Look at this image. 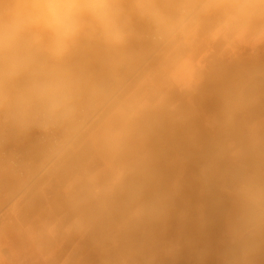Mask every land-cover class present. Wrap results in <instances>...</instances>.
<instances>
[{
  "label": "crops",
  "instance_id": "0c3cea01",
  "mask_svg": "<svg viewBox=\"0 0 264 264\" xmlns=\"http://www.w3.org/2000/svg\"><path fill=\"white\" fill-rule=\"evenodd\" d=\"M223 19L184 38L190 69L167 48L137 74L134 23L123 46L83 42L84 95L126 89L36 182L0 170V264H264V210L246 199L264 189V37L213 35ZM32 136L18 145L36 175L49 155Z\"/></svg>",
  "mask_w": 264,
  "mask_h": 264
},
{
  "label": "clouds",
  "instance_id": "9594fccd",
  "mask_svg": "<svg viewBox=\"0 0 264 264\" xmlns=\"http://www.w3.org/2000/svg\"><path fill=\"white\" fill-rule=\"evenodd\" d=\"M0 110L13 125L49 133L69 143L79 129L86 74L76 56L88 37L109 48L133 35L132 17L145 21L151 42L177 51L179 64L191 68L183 46L202 18L215 7L224 19L213 35L264 37V0H0ZM194 75V73H193ZM250 209L264 210V189L247 194Z\"/></svg>",
  "mask_w": 264,
  "mask_h": 264
},
{
  "label": "rangeland",
  "instance_id": "374dc122",
  "mask_svg": "<svg viewBox=\"0 0 264 264\" xmlns=\"http://www.w3.org/2000/svg\"><path fill=\"white\" fill-rule=\"evenodd\" d=\"M211 2V0H210ZM129 7H131V0H129ZM2 8V6L0 7ZM132 23H134V25L136 26V37L137 40L140 44L146 45L149 48L148 54L146 56L143 57V59L140 61V65L138 67V70L136 71L137 74H142V73H147L148 70H150V68H152L153 64L157 63L158 61H160L164 54H165V48H159L157 47V45L153 44L151 41L146 40L145 38H143L142 36V29H143V20H140L138 17H136L135 15H133L132 17ZM91 42H95L93 40H90ZM157 67V65H156ZM127 83H124L122 86H120L115 92H113L111 94V96L107 99H103L100 97H96L93 95H84L83 98V107L86 109V113H88L91 116L90 121H88L84 126H79L78 131L76 132L77 134L75 135V139L74 141L71 143V145L69 146L72 147L79 139H81L85 134H87L92 126L100 119V117L104 114V112L107 110V108L111 105L110 102L115 103L118 102L120 100L119 97H117L116 95L120 93V91L122 89H126ZM123 93V92H122ZM116 96V97H115ZM0 121L6 123L7 126H5V128L0 131V135H6L9 139V141L11 143H25V141L27 140L28 135L32 136L35 143H37L38 145H40V147H42L41 144H39V142L37 141V139L35 138L33 132H32V128L31 129H26V128H22L20 126H16L13 125L11 123V121H9L6 118V114L4 112V117L0 118ZM24 148V147H23ZM26 149V148H25ZM27 151V156L31 159L32 164L30 166V170L27 176L22 177L20 175H18L17 173L13 172L8 163L3 160L0 157V170L4 169L6 171L7 175H14L17 176L21 179H30V183H34L36 182L37 178L40 177L42 174L44 175L45 172H47V169L49 167H52L62 156V154L54 159V160H49V158L45 161L42 162L40 164L41 167H39V171L36 173V175H33V165L35 164V162H37L36 158H34L33 156H31V154L28 153ZM0 186H1V195H0V202L2 201V199L4 198V192H5V185L0 182Z\"/></svg>",
  "mask_w": 264,
  "mask_h": 264
},
{
  "label": "built area",
  "instance_id": "2783aa9c",
  "mask_svg": "<svg viewBox=\"0 0 264 264\" xmlns=\"http://www.w3.org/2000/svg\"><path fill=\"white\" fill-rule=\"evenodd\" d=\"M165 3L168 0H164ZM143 29H142V36L151 41V30L149 25L143 21ZM159 47V46H157ZM160 48V47H159ZM91 116L86 113V109L83 107V114L80 121L81 126H84L88 121H90ZM32 132L39 142L42 145V148H45L49 155V160H54L58 158L75 139V134L73 139L64 144L62 147L55 148L54 146L58 141H62L64 139V134L59 131L44 133L39 131L38 129L32 128ZM0 157L5 160L10 169L17 173L18 175L25 177L28 175L30 166L32 164L31 159L27 156V151L25 148L19 146L16 143H11L6 135H0ZM1 186H0V195H1Z\"/></svg>",
  "mask_w": 264,
  "mask_h": 264
},
{
  "label": "bare ground",
  "instance_id": "6f19581e",
  "mask_svg": "<svg viewBox=\"0 0 264 264\" xmlns=\"http://www.w3.org/2000/svg\"><path fill=\"white\" fill-rule=\"evenodd\" d=\"M2 5H0V7H1ZM144 38V37H143ZM172 145V144H171ZM176 149V148H175ZM183 155V154H182ZM195 161V160H194ZM222 162V161H221ZM222 164V163H221ZM220 164V165H221ZM226 165V164H225ZM185 168V167H184ZM222 169V168H221ZM212 173V172H211ZM263 174V173H262ZM264 175V174H263ZM225 176V175H224ZM186 183V182H185ZM178 184V183H177ZM188 184V183H187ZM261 187V186H260ZM191 188H193V187H191ZM184 189V188H183ZM190 189V188H189ZM187 191V190H186ZM185 192V191H184ZM166 193V192H165ZM188 193V192H187ZM205 194V193H204ZM183 195H181V197H182ZM187 196H188V194H187ZM113 197V196H112ZM162 199V198H161ZM183 199H184V197H183ZM191 199V198H190ZM201 199H202V197H201ZM185 201V200H184ZM162 202V201H161ZM189 202H190V200H189ZM192 202H193V200H192ZM165 203V202H164ZM199 203V202H198ZM203 203V202H202ZM169 204H172V203H169ZM164 205V204H163ZM174 204H172L171 206H173ZM195 207V206H194ZM167 208V207H166ZM168 208H171V207H168ZM175 208H176V206H175ZM202 208V207H201ZM172 209H174V207L172 208ZM176 212H178V211H176ZM181 212V211H180ZM198 213V212H197ZM135 214V213H134ZM168 214H169V212H168ZM174 214V213H173ZM197 215V214H196ZM133 216V215H132ZM178 216H180V215H178ZM169 217V216H168ZM172 219V218H171ZM170 219V220H171ZM174 219V218H173ZM188 219V218H187ZM199 219V218H198ZM169 220V219H168ZM175 220V222H176V219H174ZM193 220V219H192ZM196 221V220H195ZM178 222V221H177ZM168 223H169V221H168ZM174 223V222H173ZM191 223V222H190ZM186 224V223H185ZM143 226V225H142ZM145 226V225H144ZM171 226H172V228H173V224H171ZM147 227V226H146ZM145 229V228H144ZM263 230V229H262ZM91 231V230H90ZM184 232V231H183ZM171 233V232H170ZM181 233V232H180ZM179 233V234H180ZM264 233V232H263ZM174 234V233H173ZM178 234V235H179ZM98 235V234H97ZM177 235V234H176ZM249 235V234H248ZM251 235V234H250ZM90 238H91V236H90ZM170 238V237H169ZM178 238V237H177ZM184 238V237H183ZM185 239V238H184ZM106 240V239H105ZM169 240V239H168ZM175 240V239H174ZM90 241V240H89ZM93 241V240H92ZM155 241V240H154ZM171 241V240H170ZM122 243V242H121ZM116 245V244H115ZM118 245V244H117ZM183 245H184V243H183ZM181 247V246H180ZM173 248V247H172ZM171 248V249H172ZM120 249V248H119ZM175 249V248H174ZM97 252V251H96ZM171 252V251H170ZM175 254V253H174ZM181 254V253H180ZM168 255V254H167ZM263 255V254H262ZM169 256V255H168ZM180 256V255H179ZM171 257H173V256H171ZM262 257V256H261ZM168 258V257H167ZM170 259V258H169ZM177 260V259H176ZM180 260H182V259H180ZM262 260V259H261ZM182 263V262H181ZM71 264V263H70ZM156 264H157V262H156ZM173 264H174V261H173Z\"/></svg>",
  "mask_w": 264,
  "mask_h": 264
}]
</instances>
